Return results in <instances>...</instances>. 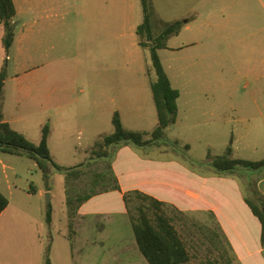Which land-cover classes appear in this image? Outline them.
<instances>
[{"label":"rangeland","instance_id":"1","mask_svg":"<svg viewBox=\"0 0 264 264\" xmlns=\"http://www.w3.org/2000/svg\"><path fill=\"white\" fill-rule=\"evenodd\" d=\"M140 7L137 0L135 12L126 13L123 36L119 30L118 40L117 34L89 32L83 17L67 19L68 24L53 33L24 29V50L17 56L19 44H15L13 58L2 62L3 112L13 122V130L38 145L46 129L52 161L64 169H78L83 173L74 182L47 162L44 163L47 174H44L24 154L0 153V191L10 203L0 215V264H47V261L50 264H119L122 247L135 248L120 192L104 193L82 208V211L111 215L81 222L77 211L83 203L79 204V198L92 189L99 191L102 186L114 184L120 190L136 189L167 198L170 195L166 191L146 193L139 186L154 182L172 186L174 179L154 177L173 165L183 169L178 170L184 178L183 185H187L186 170L190 187L196 189L198 177L209 179L216 175L207 164V155L223 156L230 147L231 158L253 162L264 158L261 139L257 146H250L246 143L249 138L238 137L245 134L244 130L236 132L229 125L211 123L213 115L198 110L254 107V100L260 105V97L253 99L252 96L260 91L261 83L254 81L255 76L247 75L246 67H236V73L232 71L235 67L229 65L213 67L203 65V61L201 65H185L183 52L170 49L181 47L192 37L184 32L174 37L165 49L157 51L172 88L180 95L176 123L165 131L162 140L172 147L130 146L133 155H123L117 161L116 172L122 174L120 181L111 167L115 156L90 160L94 146L113 133L115 112L124 130L144 133L145 139H150L158 126L150 90L156 76L149 51L137 45L134 33V26L142 22ZM36 20L24 17V22ZM12 26L15 35L18 29L14 23ZM163 27L156 18L152 24L153 37ZM199 93L207 96L201 97ZM138 158L142 161L138 162ZM79 165L83 167L77 168ZM242 172L251 173L239 168L233 176L239 180ZM97 173L105 175V179L93 187L90 182ZM30 187L37 188L39 194L32 195ZM49 204L51 222L47 223ZM166 211L174 217L176 229L196 257L190 264L207 258L218 259L213 251L218 240L209 233V230L217 231L210 219L178 214L170 206ZM205 222H210V227L204 226Z\"/></svg>","mask_w":264,"mask_h":264},{"label":"crops","instance_id":"2","mask_svg":"<svg viewBox=\"0 0 264 264\" xmlns=\"http://www.w3.org/2000/svg\"><path fill=\"white\" fill-rule=\"evenodd\" d=\"M12 2L16 10L13 23L18 32L14 35L10 50L5 53L2 45L4 31L0 25V67L3 61L13 58L15 44H19L17 56L21 50H24V29L26 32H33L36 28L38 33H53L58 28L65 27L68 24L67 19L83 17L89 32L117 34L115 39L118 40L119 30L123 36L126 13L135 12V7L137 8V0H12ZM150 2L159 22H182L180 32L178 35L170 37L166 46L174 37L178 38L184 32H189L192 36L187 42L182 43L181 47L170 48L183 52L182 61L184 64L186 63L185 65H201L202 61L203 65H212L213 67L229 65V67H235L232 71L236 73V67H246L247 75L255 76L254 81L261 83L260 91L255 92L252 96L253 99L260 97V105L254 100V107L231 106L223 108V110L220 108H211L212 110L200 108L198 110L203 114L213 115L210 118L211 123H218L224 127L229 125L236 132L244 130L245 134H238V137L239 139L249 138V142H246L248 145L257 146L259 139L264 145V0H150ZM24 17H35L37 20L24 22ZM59 19L62 21L58 22ZM138 25L134 26V33ZM199 95L206 97L207 93H199ZM3 117L4 121L13 129V122L5 118L4 112ZM233 141L234 139L230 144L232 146ZM230 149L233 154V149L231 147ZM126 154L133 155L130 146L118 149L112 162V171L117 174L118 181L122 174L119 175L116 172L117 161ZM141 161L138 158V162ZM178 170L183 171L182 168L178 169L172 165L166 171L161 170L160 175L154 174L155 179L161 176L174 179L171 182L172 186L167 183L154 182L139 187L146 193L157 192V190L166 191L170 195L167 198L155 195L152 197L166 203L176 213L201 215L210 219L220 239L214 236L213 238L218 240L217 242H221L217 247L224 252L225 260L222 262L219 257L217 260L207 258L199 260L197 264H206L208 261L218 262L217 264H264L260 223L246 203V199L251 201H255L259 197L264 199V168L251 171V173L242 172L238 176L239 180L233 176L237 174L235 172L215 175L209 179L198 177L196 189L190 187L191 183L187 180L186 170H184V176L187 185H183L184 178L182 173L180 176ZM180 177L181 183L178 182ZM30 189L29 191H34L32 195L39 194L37 188ZM134 190L136 189L123 190L122 188L120 190L121 198L122 193ZM102 195L104 193L92 197L78 208L77 215L80 222L89 218L111 215L104 212L82 211L85 204ZM9 205L8 202L7 208ZM210 222H205L204 226L210 227ZM181 238L183 239L182 236ZM183 241L185 240L183 239ZM134 246V249L127 245L122 247L119 264H147L139 253L136 243ZM213 251L218 256L215 248ZM195 258L191 254L188 264Z\"/></svg>","mask_w":264,"mask_h":264},{"label":"trees","instance_id":"3","mask_svg":"<svg viewBox=\"0 0 264 264\" xmlns=\"http://www.w3.org/2000/svg\"><path fill=\"white\" fill-rule=\"evenodd\" d=\"M139 2L142 22L137 26L135 33L138 38V46L143 50L147 49L149 51L151 66L156 76L155 81L150 85V90L158 126L152 132L150 139H145L146 135L144 133L124 130L119 114L115 112L112 118L113 133L104 137L101 142L94 146L90 153V160L113 158L118 149L126 146L143 148L148 146L160 147L164 144L166 147H172L168 143H162V140L165 131L176 123L179 92L172 88L157 51L165 49L167 40L172 36L178 35L182 28V23L179 21L163 23V31L157 37H153L152 24L156 19L153 6L150 0H139ZM15 15L16 10L12 0H0V25L4 31L2 45L5 53H8L14 40L12 24ZM4 75L2 70L0 72V153L24 154L29 159L34 160L44 174H47L46 168H44V163L47 162L54 170L66 173L67 177L74 179V182L79 181L83 173L81 170L70 171V169H64L52 161L47 145L48 131L46 129H43L39 144L34 145L23 135L11 129L9 124L4 121L2 112ZM185 148L187 149L188 146ZM231 152V149L228 148L223 156L212 157L210 154L207 155V164L214 174H231L239 168L247 171H256L264 168V159L255 162L232 159L230 157ZM82 167L83 165H79L77 168ZM94 177L93 181L90 182L93 187L105 179V175L101 173L95 174ZM109 191H119L121 193L119 187L115 184L113 186H102L101 190L92 189L89 194L79 198V204ZM29 192L33 193L34 191ZM121 195L137 249L147 264H188L191 260V254L174 225V217L170 216L166 211L169 206L138 190L125 192ZM246 203L260 223V240L264 247V199L260 197L255 201L246 199ZM7 206L8 199L0 192V215ZM46 221L47 223L51 222L50 204ZM209 233L212 237H219V234L214 231L209 230ZM218 243L221 244L219 241L213 247L218 252L219 259L223 262L225 254L217 247ZM217 263L208 261L206 264ZM47 264L50 263L47 261Z\"/></svg>","mask_w":264,"mask_h":264}]
</instances>
